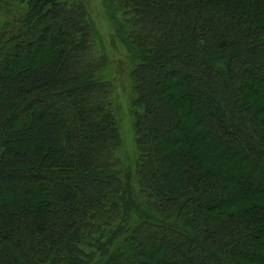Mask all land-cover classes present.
I'll use <instances>...</instances> for the list:
<instances>
[{"label": "trees", "instance_id": "1", "mask_svg": "<svg viewBox=\"0 0 264 264\" xmlns=\"http://www.w3.org/2000/svg\"><path fill=\"white\" fill-rule=\"evenodd\" d=\"M103 1L131 169L83 0H0V264H264V0Z\"/></svg>", "mask_w": 264, "mask_h": 264}, {"label": "rangeland", "instance_id": "2", "mask_svg": "<svg viewBox=\"0 0 264 264\" xmlns=\"http://www.w3.org/2000/svg\"><path fill=\"white\" fill-rule=\"evenodd\" d=\"M83 2L94 32V53L107 58L104 65L105 68L100 72V75L102 79H109L112 83L111 98L113 100V110L122 137L121 146L114 154L121 160L123 166L131 169L137 154L131 124L133 112L129 103L131 88L125 72V64L122 67V62L127 56V52L118 39V24L121 18L117 11L108 9L103 0H83ZM14 3L16 4L14 5L15 7L11 8L15 11L19 3ZM5 19H7L5 14L0 13V26ZM135 189L137 191V186Z\"/></svg>", "mask_w": 264, "mask_h": 264}]
</instances>
